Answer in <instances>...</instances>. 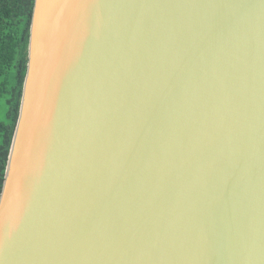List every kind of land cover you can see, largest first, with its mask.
Masks as SVG:
<instances>
[{"label":"water","instance_id":"95a60500","mask_svg":"<svg viewBox=\"0 0 264 264\" xmlns=\"http://www.w3.org/2000/svg\"><path fill=\"white\" fill-rule=\"evenodd\" d=\"M0 264H264V0H35Z\"/></svg>","mask_w":264,"mask_h":264},{"label":"trees","instance_id":"16d2710c","mask_svg":"<svg viewBox=\"0 0 264 264\" xmlns=\"http://www.w3.org/2000/svg\"><path fill=\"white\" fill-rule=\"evenodd\" d=\"M35 0H0V198L16 131L28 69L30 31Z\"/></svg>","mask_w":264,"mask_h":264},{"label":"rangeland","instance_id":"374dc122","mask_svg":"<svg viewBox=\"0 0 264 264\" xmlns=\"http://www.w3.org/2000/svg\"><path fill=\"white\" fill-rule=\"evenodd\" d=\"M5 115H6V107L0 105V123L5 121Z\"/></svg>","mask_w":264,"mask_h":264}]
</instances>
